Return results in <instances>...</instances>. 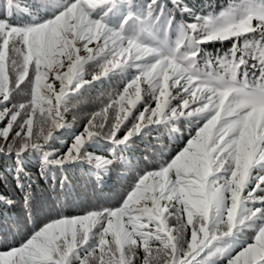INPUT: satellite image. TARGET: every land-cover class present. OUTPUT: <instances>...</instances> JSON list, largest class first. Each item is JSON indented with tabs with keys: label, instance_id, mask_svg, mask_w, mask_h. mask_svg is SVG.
Masks as SVG:
<instances>
[{
	"label": "snow or ice",
	"instance_id": "6c2138e0",
	"mask_svg": "<svg viewBox=\"0 0 264 264\" xmlns=\"http://www.w3.org/2000/svg\"><path fill=\"white\" fill-rule=\"evenodd\" d=\"M114 79L68 132L72 101ZM165 130L175 152L145 156L118 204L34 218L25 160L39 179L87 165L102 183ZM0 157L16 164L0 203L30 224L0 236V264H264V0H2Z\"/></svg>",
	"mask_w": 264,
	"mask_h": 264
},
{
	"label": "trees",
	"instance_id": "16d2710c",
	"mask_svg": "<svg viewBox=\"0 0 264 264\" xmlns=\"http://www.w3.org/2000/svg\"><path fill=\"white\" fill-rule=\"evenodd\" d=\"M188 2L195 7L211 4L219 12L221 7L227 6L230 0H188ZM0 3H2V0H0ZM216 48H219V45ZM209 51L215 53V49L211 46H209ZM90 71L92 70L90 69ZM86 78L90 79L91 77L89 75ZM120 87L118 79L105 80L102 84L97 81L90 91H85L82 97L73 100L72 105H75V107L73 108L70 105L69 114L66 116V120L72 124V128L68 132L78 133L82 131L83 124L89 114L98 111L108 95L114 94ZM16 99L17 102H26L27 97L21 94ZM138 107L142 110V105ZM72 112L77 113L75 122H73ZM60 131L64 132L65 130ZM65 139L71 142L70 135H66ZM163 148L175 152L176 142L169 141L166 130L154 132L151 136L146 137L143 143L132 145L124 153L125 159L131 164L130 168L117 165L116 170L105 176L102 183L98 182L96 177L89 173L87 165L82 168L71 169L63 174L57 172L55 181L51 178L48 180L39 179V160H25L24 166L27 172L37 179V183L32 186L34 218L43 220L50 216H73L94 208L118 204L126 195L138 173L143 171L146 166H152L148 165L145 156L156 160ZM95 151L98 155H107L102 148ZM15 167L14 160L0 157V177L7 180L6 184L3 180H0V194L13 191L15 187L13 170ZM62 179L64 183L61 186L60 181ZM29 230L30 224H25L24 212L19 206L9 207L0 203V236L7 237L10 242L15 238V242L18 243Z\"/></svg>",
	"mask_w": 264,
	"mask_h": 264
},
{
	"label": "rangeland",
	"instance_id": "374dc122",
	"mask_svg": "<svg viewBox=\"0 0 264 264\" xmlns=\"http://www.w3.org/2000/svg\"><path fill=\"white\" fill-rule=\"evenodd\" d=\"M58 83V82H57Z\"/></svg>",
	"mask_w": 264,
	"mask_h": 264
}]
</instances>
